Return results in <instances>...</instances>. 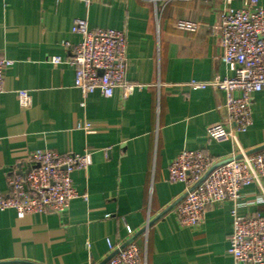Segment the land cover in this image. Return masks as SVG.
<instances>
[{"label":"crops","instance_id":"0c3cea01","mask_svg":"<svg viewBox=\"0 0 264 264\" xmlns=\"http://www.w3.org/2000/svg\"><path fill=\"white\" fill-rule=\"evenodd\" d=\"M264 6V0H255ZM249 0H0V53L14 60L0 93V190L27 170L36 149L92 154L73 173L76 189L66 212L20 215L0 210V264H103L109 242L134 241L140 264H236L228 253L230 200L207 207L203 223L188 227L175 211L188 185L172 182L168 165L183 149L203 150L217 162L264 145V91L252 94V124L226 141L208 128H229L226 92L192 80L230 76L213 26L230 5ZM90 28L126 31V78L144 85L123 99L85 97L75 67L54 65L80 40L76 19ZM180 21L198 24L182 29ZM240 96V91H235ZM89 122L92 129L78 128ZM241 215H264V179L241 190ZM150 225L143 232L148 222ZM249 264V263H240Z\"/></svg>","mask_w":264,"mask_h":264},{"label":"built area","instance_id":"2783aa9c","mask_svg":"<svg viewBox=\"0 0 264 264\" xmlns=\"http://www.w3.org/2000/svg\"><path fill=\"white\" fill-rule=\"evenodd\" d=\"M192 1V0H187ZM232 0H226L230 3ZM182 29L195 30L197 23L180 21ZM219 33L221 60L232 71L230 76H216L210 81L192 80L200 88L209 86L226 92L224 109L229 128L222 123L211 125L207 136L217 142L226 141L234 132H244L252 124V94L264 91V6L249 0L247 7L227 5L220 21L213 26ZM80 40L72 45L69 56L49 57L54 65L68 63L75 67V86L87 97L99 91L106 97L120 89L123 99L144 87L126 78L128 64L126 31L116 28H90L87 19H76ZM14 60L0 53V93L4 92L6 70ZM235 91L242 94L236 96ZM78 128L90 131L92 124L79 122ZM27 170L8 178L7 191L0 190V210L14 209L18 214H63L77 198L87 199L74 185L73 173L87 169L92 154L60 153L52 149H36L29 154ZM172 182L188 185L175 211L182 225L197 227L205 219L209 205L226 200L234 203L233 229L228 253L236 264H264V215H241L237 207L241 190L264 179V149L241 150L227 161H216L203 150L183 149L168 165ZM150 225V221L143 232ZM110 255L104 264H140V248L134 241L124 245L109 242Z\"/></svg>","mask_w":264,"mask_h":264},{"label":"water","instance_id":"95a60500","mask_svg":"<svg viewBox=\"0 0 264 264\" xmlns=\"http://www.w3.org/2000/svg\"><path fill=\"white\" fill-rule=\"evenodd\" d=\"M261 149H264V145L261 146V147H258L257 149L253 150L252 152H254V151H258V150H261ZM227 160H229V159H226L225 161H227ZM225 161H224V162H225ZM128 242H129V241H128ZM108 259H109V257H108ZM108 259H107V260H108ZM107 260H106V261H107ZM106 261H104V263H105ZM104 263H103V264H104Z\"/></svg>","mask_w":264,"mask_h":264}]
</instances>
